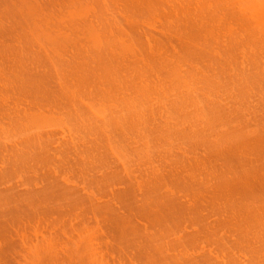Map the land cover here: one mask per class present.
Returning <instances> with one entry per match:
<instances>
[{
	"label": "bare ground",
	"instance_id": "obj_1",
	"mask_svg": "<svg viewBox=\"0 0 264 264\" xmlns=\"http://www.w3.org/2000/svg\"><path fill=\"white\" fill-rule=\"evenodd\" d=\"M82 254L264 264V0H0V264Z\"/></svg>",
	"mask_w": 264,
	"mask_h": 264
},
{
	"label": "rangeland",
	"instance_id": "obj_2",
	"mask_svg": "<svg viewBox=\"0 0 264 264\" xmlns=\"http://www.w3.org/2000/svg\"><path fill=\"white\" fill-rule=\"evenodd\" d=\"M82 257V259L80 258ZM66 258V259H65ZM41 261L38 262V264H89L91 263L89 261V259H86V256L84 257V255L82 254V256L77 255V256H62L61 257H50L45 255L42 259H40Z\"/></svg>",
	"mask_w": 264,
	"mask_h": 264
}]
</instances>
